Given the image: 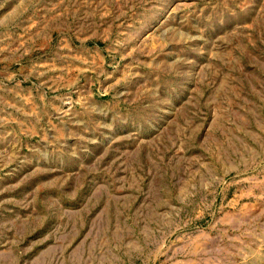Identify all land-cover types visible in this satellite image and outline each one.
Segmentation results:
<instances>
[{
  "label": "rangeland",
  "instance_id": "obj_1",
  "mask_svg": "<svg viewBox=\"0 0 264 264\" xmlns=\"http://www.w3.org/2000/svg\"><path fill=\"white\" fill-rule=\"evenodd\" d=\"M0 264H264V0H0Z\"/></svg>",
  "mask_w": 264,
  "mask_h": 264
}]
</instances>
